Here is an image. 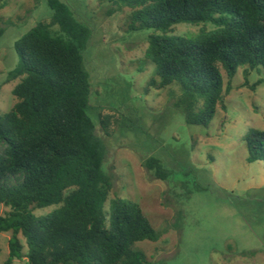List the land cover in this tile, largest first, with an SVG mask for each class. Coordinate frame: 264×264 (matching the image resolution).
I'll return each mask as SVG.
<instances>
[{
    "label": "trees",
    "instance_id": "1",
    "mask_svg": "<svg viewBox=\"0 0 264 264\" xmlns=\"http://www.w3.org/2000/svg\"><path fill=\"white\" fill-rule=\"evenodd\" d=\"M110 2L115 12L130 10L128 31H152L146 58L158 80L149 86L176 85L175 106L188 125L207 127L218 107L226 108L240 67L245 75L264 67V0ZM47 4L50 20L15 43L19 63L7 81L20 79L12 91L17 103L0 114V207L9 209L0 212V237L12 233L3 264L24 258L28 264H155L136 245L158 242L160 232L138 203L110 197L112 179L103 169L108 148L88 114L92 84L84 53L93 31L61 0ZM179 24L202 27L180 36L174 34ZM110 122L101 119L106 134ZM246 143L248 161L264 163V130H249ZM144 166L160 180L172 175L154 156ZM52 205L58 208L34 214Z\"/></svg>",
    "mask_w": 264,
    "mask_h": 264
},
{
    "label": "rangeland",
    "instance_id": "2",
    "mask_svg": "<svg viewBox=\"0 0 264 264\" xmlns=\"http://www.w3.org/2000/svg\"><path fill=\"white\" fill-rule=\"evenodd\" d=\"M61 1L93 31L84 53L92 84L88 114L108 148L103 169L112 179L110 197L138 203L161 234L158 242L136 248L155 264H264V163L248 161L246 143L249 130H264V67L247 69V75L240 67L226 108L219 106L207 127L188 125L175 106L180 89L149 86L158 80L146 58L152 31H128L130 10L115 12L110 0ZM47 2L0 1V114L17 103L12 91L20 79L7 81L19 63L15 43L50 20ZM201 27L179 24L174 34L194 36ZM104 116L111 117L108 134ZM152 156L172 171L168 180L146 169ZM8 210L0 207L2 215ZM105 211L109 220V203ZM11 238V232L0 237V264L9 256ZM13 264H28L27 258Z\"/></svg>",
    "mask_w": 264,
    "mask_h": 264
}]
</instances>
